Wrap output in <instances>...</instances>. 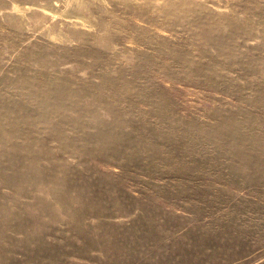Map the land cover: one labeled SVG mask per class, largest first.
<instances>
[{
	"label": "rangeland",
	"instance_id": "rangeland-1",
	"mask_svg": "<svg viewBox=\"0 0 264 264\" xmlns=\"http://www.w3.org/2000/svg\"><path fill=\"white\" fill-rule=\"evenodd\" d=\"M0 264H264V0H0Z\"/></svg>",
	"mask_w": 264,
	"mask_h": 264
}]
</instances>
